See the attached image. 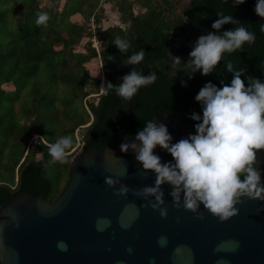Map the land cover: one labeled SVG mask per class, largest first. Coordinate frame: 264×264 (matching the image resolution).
<instances>
[{
	"label": "trees",
	"instance_id": "obj_1",
	"mask_svg": "<svg viewBox=\"0 0 264 264\" xmlns=\"http://www.w3.org/2000/svg\"><path fill=\"white\" fill-rule=\"evenodd\" d=\"M74 1L72 6L65 2L59 10L55 4L41 5V0H0V108L5 110L0 119L9 121V127L4 133L8 136L5 138L12 142L18 138L23 146L22 155L12 164L13 183H0V210L14 196L22 193L52 201L49 198L52 186L47 178L48 171L67 172L69 177V164L78 148L82 151L100 149L135 136L138 131L143 130L147 121L154 119L153 108L162 113L182 115L195 130V124L199 121L191 120L190 116L193 112L202 116V106L195 100V96L205 85L200 81L195 83V80L201 78L208 81L212 78V84L220 82V85H215L218 88L230 84L233 75L225 69L229 61L235 68L245 70L241 79L246 87L247 77L264 82V31L260 28L264 19L259 17L257 20L254 11L257 0H245L242 4H235L234 0L191 1L192 11L188 21L190 32L194 31L193 27L198 26V30L204 28L219 34L243 26L255 34L254 43H245L241 49L231 54L225 53L208 75H201L199 71L190 73V69L185 66L173 75L169 74L171 58L168 48L171 44L168 39L170 33L167 31L172 28L166 26L165 31L157 24L164 10H167L165 5L170 3L167 0L161 4H152L151 0H147L149 8L146 13L142 15L140 11L136 16L129 8L131 2L104 0V4H116L121 17L125 16L130 20L126 30L118 25L116 28H102L100 16L103 15V3L99 5V0ZM143 6L146 8V5ZM157 9L161 11L157 12ZM99 10L102 12L97 13ZM220 11L225 15H232L239 24H225L217 33L211 25L218 19L216 14ZM38 13H47L46 26L37 25ZM78 15L81 19L78 18L75 22L70 20V17ZM92 23L97 25L96 32L101 41L98 50L92 46ZM185 31V23H180L174 35L180 38V35L186 34ZM116 36L130 41L131 46L126 53H120L113 43ZM83 39L87 41L81 46ZM195 41L194 38L191 43L194 44ZM182 45L187 47L188 42H182ZM141 49L146 53L141 64L133 66L122 63ZM97 56L100 69L93 81L96 85L93 95L98 98L96 102L85 104L89 96L85 92L89 83V72L85 65L92 59H98ZM156 61H160L162 69L155 67ZM133 68L145 76L151 72L156 73V82L142 87L130 101L117 96L114 90L106 96L102 94L99 89L101 80L103 83L118 85L122 82L121 78ZM148 68L151 71L146 74ZM182 82L186 86H182ZM5 84L13 86L15 92L1 89ZM55 87L59 91L65 90L66 97L77 99L83 115H73L66 108L63 120L54 127L56 132L49 134L41 124L45 113L41 121L39 113L45 110L46 115H49L48 106L52 102L56 103L57 93L48 96L47 92ZM20 91L23 99L12 115V103L18 99ZM43 95L46 96L41 100ZM45 98L52 99L51 103L46 101L43 105ZM69 101L70 99H66L64 103ZM63 108L65 110L64 106ZM22 119L23 122L20 123ZM75 130L80 131V141L75 136ZM61 136L72 138V146L67 151L72 153L67 154V163H50L47 145L55 143ZM32 138L36 144V152L42 155L40 160L35 159V151L28 144Z\"/></svg>",
	"mask_w": 264,
	"mask_h": 264
},
{
	"label": "water",
	"instance_id": "obj_2",
	"mask_svg": "<svg viewBox=\"0 0 264 264\" xmlns=\"http://www.w3.org/2000/svg\"><path fill=\"white\" fill-rule=\"evenodd\" d=\"M153 112L154 120L166 125L172 143L196 134L182 115ZM134 137L77 152L68 181L54 200L28 193L9 200L0 210V264H264V201L242 197L238 214L224 222L201 205L203 219H197L173 207L172 189L165 183L161 189L168 215L162 218L133 194L153 186L156 178L150 170L141 175L144 170L133 151L121 152V143ZM154 154L162 163L174 162L159 146ZM257 156L264 182V150ZM108 176H122L120 184L130 189L126 196L113 195L120 184L109 187ZM99 218L110 225L98 226ZM161 236L167 238L165 246L157 243ZM59 241L68 245L66 252L57 248ZM233 242H238L234 251ZM221 244L223 249L216 251Z\"/></svg>",
	"mask_w": 264,
	"mask_h": 264
},
{
	"label": "clouds",
	"instance_id": "obj_3",
	"mask_svg": "<svg viewBox=\"0 0 264 264\" xmlns=\"http://www.w3.org/2000/svg\"><path fill=\"white\" fill-rule=\"evenodd\" d=\"M244 2L245 0H234L235 4ZM254 11L264 19V0H257ZM216 15L218 19L211 27L217 33L225 24H239L232 15H225L223 11ZM47 20V13H38V26H46ZM260 28L264 31V24ZM254 42L255 34L243 26L219 34L201 35L195 41L184 66L190 69V73L199 71L201 75H208L225 53L231 54L241 49L245 43ZM113 43L120 53H126L131 46L129 40L120 36H116ZM145 55V51L141 49L122 63L139 65L144 61ZM168 55L175 64H181L179 57H172L170 53ZM110 58L113 59L111 56ZM225 69L233 75L230 84L218 88L208 82L195 96V100L202 106V116L195 112L190 116L191 120L199 121L195 124V135L172 143L166 125L158 124L152 119L144 124L143 130L137 132L131 143L123 142L120 145L121 152L131 150L135 153L136 161L144 170L141 172L142 176L149 170L155 173L153 186L132 191L134 195L147 201V206L158 211L162 218L168 215L161 189V185L165 183L171 186L173 207H182L185 211L196 214L197 219H203V213L199 211L201 205L211 215L218 217L220 222H224L238 214L236 205L242 203V197L264 201V182L261 181V170L257 167V152L264 150V82L247 77L246 87L241 79L245 71L243 68L237 69L229 61ZM121 80L118 85L104 82L99 89L105 96L114 90L117 96L130 101L142 87L155 83L157 75L151 72L145 76L133 68ZM182 86L186 84L182 82ZM72 143L70 136H61L55 143L48 144L51 157L49 162L67 163V151ZM157 146L169 153L174 162L162 163L160 156L154 154ZM120 178L122 176H108L105 177V183L114 187L120 184ZM129 191L127 186L120 184L118 189L114 188L113 195L126 196ZM148 197L154 199L149 200ZM110 223L106 218L97 220L98 226L103 224L107 227ZM129 226L121 225L124 228ZM166 242L167 238L163 236L157 241L161 246H165ZM223 247V244L218 245L216 251ZM236 247L238 242H233L231 250L234 251ZM57 248L66 252L68 245L59 241ZM127 251L130 253L132 249Z\"/></svg>",
	"mask_w": 264,
	"mask_h": 264
},
{
	"label": "rangeland",
	"instance_id": "obj_4",
	"mask_svg": "<svg viewBox=\"0 0 264 264\" xmlns=\"http://www.w3.org/2000/svg\"><path fill=\"white\" fill-rule=\"evenodd\" d=\"M99 1L100 2H98V4L104 2V0H99ZM128 1L131 2L130 4L131 7L129 8L134 16L138 15L140 11L142 12V15L145 14L146 10L149 8V5H148L149 3L147 2V0H143L142 2H139V1L137 2L136 0H127V3ZM167 1L170 3L175 2V0H167ZM180 1L182 4L187 2V0H180ZM180 1H177V2H180ZM65 2L68 3L70 6L75 4L74 0H41L40 4L41 5L55 4V7L57 6V9L60 10L62 6L65 4ZM163 2L164 0H151L152 4H157V3L161 4ZM143 4L146 5V8L143 6ZM98 12L100 13L102 11L99 10L97 11V13ZM75 17L74 16L70 17V20L75 22L78 18L81 19L80 18L81 16L79 17V15ZM100 17H101L100 25L102 26V28H106V27L116 28V26L118 25L122 27V29L126 30L129 27L130 20L126 19L125 16L121 17V13L118 11L116 4H111V3L104 4L103 3V15ZM91 30H92V38H91L92 40L91 41L93 44L92 46L98 50L100 49L101 41L98 38V34L96 32L98 31L97 25L92 23ZM86 41L87 39H83L81 46H84V42ZM75 50H78V48L77 49L75 48ZM97 58L98 59H92L85 65L87 71L89 72V80H88L89 83L85 89V92H87L89 96H88L86 103L84 100L85 104H87L90 101L96 102L98 98L97 95H93L96 92L95 90L96 85L94 84L93 81H95L94 79L96 78L97 72H99V69H100L99 57L97 56ZM102 83H103V80H101L100 86ZM1 89H3L4 91H9L11 93L15 92L14 91L15 88L11 86L10 84H5L4 86H1ZM39 90L42 91L41 88ZM47 93H48L47 94L48 96H50V94L57 93V97L55 98L56 103L54 104L52 102V104L48 106V108H50V112H48L49 115H46L47 113L45 112V110L39 113L40 121L42 120V117L45 113L44 115L45 119L43 120V123L41 124L43 126V129L47 133L52 134L56 132L54 127L59 125L60 122L63 120L62 116H65L66 108L68 109L69 112L73 113V115H77V116H79V114L83 115V112L80 113L82 110L80 107H78L79 105L78 100L66 97L67 94L65 90L62 89L59 91L57 87H55V88H52V91H48ZM44 96L46 95H43L41 100L44 99ZM22 99H23V93L20 91L18 99H16L12 103V107H13L12 115H14V111L16 112L17 109L19 108V105L22 102L21 101ZM66 99H70L69 103H64V100ZM51 100L52 99L45 98L43 105L44 103H46V101L48 103H51ZM63 106L65 107V110ZM4 111H5L4 108H0V116L3 115ZM79 120H82V119H79ZM82 121H85V119H83ZM22 122H23V119L20 121V123ZM8 127H9L8 119H4V120L0 119V183H4L7 185L13 183L12 164L22 155V152H23V146L21 145V142L18 140V138L15 139L13 142L5 138L8 136L7 134H4L5 130L8 129ZM77 132L78 130H75V136L77 137V140L79 139L80 141L81 139L80 131L78 133ZM77 143L76 145L78 146L79 144ZM28 144L30 145V148L35 151V156H34L35 159L40 160L42 158V155L36 152V144L33 138L28 142ZM77 150H78L77 152L80 151L79 148ZM70 153H72V151ZM70 153H67V154H70ZM46 174L52 186V190H51L49 198L51 200L52 199L54 200L62 192L66 182L68 181V174L67 172L65 174V173L57 172V171H48V173Z\"/></svg>",
	"mask_w": 264,
	"mask_h": 264
},
{
	"label": "flooded vegetation",
	"instance_id": "obj_5",
	"mask_svg": "<svg viewBox=\"0 0 264 264\" xmlns=\"http://www.w3.org/2000/svg\"><path fill=\"white\" fill-rule=\"evenodd\" d=\"M180 0H175V2L173 3H168V5H165L167 10H164V14L161 15V19H158L157 24L160 25L161 27H163V29H165L166 26H170L172 29H170L169 31H167V29H165V31L170 33V36L168 37L169 42L171 44V46H169L170 48H168V53L171 54L172 57H179L181 59V64H175L172 59L169 63L171 69L168 70L170 75H173L174 73H176V71H180L181 69L184 68V64L187 62L185 60V58H189V53L192 50L194 44L191 43L192 39H198L201 35H207L208 33H212L210 31L205 30L204 28H200L199 30L197 29L198 26L195 28L193 27L194 31L190 32L189 31V27H188V21H189V13L192 11L191 8V1L192 0H187L186 3H181L177 2ZM183 5V6H182ZM161 11V9H157V12ZM203 21H205L204 19H202ZM198 22V21H197ZM180 23H185V28L186 31L184 35H180V38H177L174 34L176 33ZM192 28V27H190ZM195 32V33H194ZM195 35V36H193ZM186 38V39H184ZM182 42H188V46L186 47L185 45H182ZM155 67H157L158 69H162L163 65L160 63V61H156L155 63ZM151 69L148 68L146 71V74L150 73ZM167 72V73H168ZM178 73V72H177ZM197 81H200L201 83H208L210 81H212V78H210L208 81H206L205 79H197L195 80V83ZM214 85H220L219 81H215L213 83ZM198 89V88H197ZM156 109V108H155Z\"/></svg>",
	"mask_w": 264,
	"mask_h": 264
}]
</instances>
